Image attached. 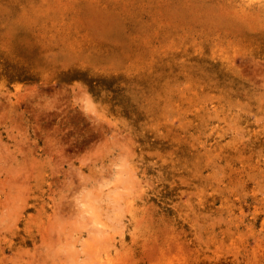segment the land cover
Wrapping results in <instances>:
<instances>
[{"label":"rangeland","instance_id":"obj_1","mask_svg":"<svg viewBox=\"0 0 264 264\" xmlns=\"http://www.w3.org/2000/svg\"><path fill=\"white\" fill-rule=\"evenodd\" d=\"M0 264H264V0H0Z\"/></svg>","mask_w":264,"mask_h":264}]
</instances>
